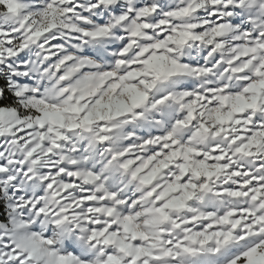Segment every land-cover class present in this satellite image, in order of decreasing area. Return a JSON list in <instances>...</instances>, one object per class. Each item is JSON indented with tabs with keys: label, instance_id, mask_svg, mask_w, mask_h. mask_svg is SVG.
<instances>
[{
	"label": "snow or ice",
	"instance_id": "6c2138e0",
	"mask_svg": "<svg viewBox=\"0 0 264 264\" xmlns=\"http://www.w3.org/2000/svg\"><path fill=\"white\" fill-rule=\"evenodd\" d=\"M0 264H264V0H0Z\"/></svg>",
	"mask_w": 264,
	"mask_h": 264
}]
</instances>
